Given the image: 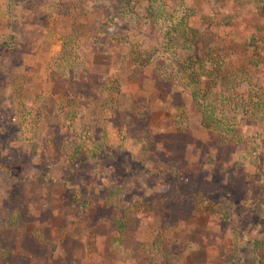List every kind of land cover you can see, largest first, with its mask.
Instances as JSON below:
<instances>
[{
	"label": "rangeland",
	"instance_id": "rangeland-1",
	"mask_svg": "<svg viewBox=\"0 0 264 264\" xmlns=\"http://www.w3.org/2000/svg\"><path fill=\"white\" fill-rule=\"evenodd\" d=\"M0 264H264V0H0Z\"/></svg>",
	"mask_w": 264,
	"mask_h": 264
}]
</instances>
